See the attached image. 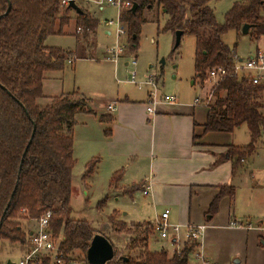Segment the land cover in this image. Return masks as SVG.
Returning <instances> with one entry per match:
<instances>
[{
    "label": "trees",
    "instance_id": "1",
    "mask_svg": "<svg viewBox=\"0 0 264 264\" xmlns=\"http://www.w3.org/2000/svg\"><path fill=\"white\" fill-rule=\"evenodd\" d=\"M63 1L0 0V241L24 246L29 231L23 229L22 222H38L49 211L53 215L51 229L59 256L64 264H70L76 252H82L86 259L96 235L89 222L68 217L76 165V118L80 114L96 116V113L90 99L83 94L44 95L47 75L63 70L68 60L79 58L74 52L50 48L45 41L51 35H61L73 13L78 44L96 38L99 21L84 9V0H74L81 13L63 6ZM210 1L134 0L138 6L136 12L124 11L120 23L127 33L126 44L133 52L138 50L142 26L146 24L144 11L163 13L167 15L165 32L181 31L196 39L195 74L199 80L205 81L212 68L227 71L214 87V101L208 106L202 128L204 134H234L246 125L250 143L231 146L224 157L232 162L236 174L240 162L254 157L257 144L264 137V105L260 102L264 82L256 85L250 78L234 74L237 55L234 48L225 44L223 36L232 30L239 32L248 24L255 40L264 37V0L235 3L223 24L218 23L208 6ZM178 48L174 44V50ZM99 120L112 124L114 119L102 115ZM105 134L109 137L112 131L107 129ZM99 163L95 158L87 164L84 178L89 177V182L96 176ZM123 175V170L114 173L110 186L116 188ZM129 189L128 193L133 195L142 185ZM234 193L232 186L220 187L207 216L213 218L219 212L221 200ZM111 218L112 223L116 222ZM119 226L123 230L125 225L119 223ZM131 227L134 233L127 248L134 251L135 258L122 256L107 264H189L190 257L200 247L186 242L172 256L165 250L152 252L149 249L155 234L152 224L131 223ZM261 241L264 247V238ZM36 264L54 263L49 256H42Z\"/></svg>",
    "mask_w": 264,
    "mask_h": 264
},
{
    "label": "rangeland",
    "instance_id": "2",
    "mask_svg": "<svg viewBox=\"0 0 264 264\" xmlns=\"http://www.w3.org/2000/svg\"><path fill=\"white\" fill-rule=\"evenodd\" d=\"M237 2L243 1L211 0L208 6L213 10L218 23L223 24L225 15ZM83 7L99 21L97 36L92 41L86 43L81 41L78 44L76 16L73 13L70 23L63 27L61 35H51L46 39V46L74 52L79 58L73 59V63L67 61L63 70L47 75L45 83L48 95L44 94L45 96L84 94L90 99L91 107L97 111L113 100L135 102L125 111L131 113V131L136 135V139L141 137L142 148L151 144L152 128L156 126V121L146 120L149 94L155 91L151 86L145 85L150 77H154L157 83L156 93L159 98L172 96L180 104L186 105L194 103L195 99L202 98L200 106L208 109L209 104L214 101L215 85L214 81L208 77L203 82L196 77V39L194 37L183 35L179 48L174 50L175 34L164 31L167 15L156 10H145L146 24L142 26L138 50L132 52L126 44L127 33L120 39L116 35L120 25V15L115 8L106 7L101 11L92 3H83ZM111 20L114 21V25L106 26V22ZM243 27L239 32L235 30L228 32L223 36V41L230 48H234L237 57L245 62L251 56L256 55L258 50L264 53V37L257 41L251 36L252 29L249 34H244ZM106 32L111 34L106 35ZM89 44L92 47H89ZM117 48L123 49V53L114 61L108 50ZM134 61L136 67H133ZM133 72H135L136 84L130 83ZM41 102L45 103V100ZM260 102L264 105V96ZM76 121L74 128L76 165L73 169V195L68 217L85 220L96 230V234L104 235L114 246V259L122 256L135 258L134 251H129L127 248L130 235L134 233L131 223L150 222L152 224L164 212L162 210L165 206L162 200L158 205L152 203L151 197L144 195L142 189L131 195L128 193L130 187H124L131 186L134 180L141 182L145 175L149 174L146 168L148 160L142 155L134 159V162L142 164L141 168L128 170L116 188L111 187L110 180L113 175H106L105 167L101 170V163L107 159L105 131L107 129L112 131L113 127L111 124H107L108 127L101 123L100 120L93 118V115L80 114ZM231 140L234 146L248 145L250 136L246 125L237 129L231 136ZM212 150L217 153L219 151L215 148ZM228 151L226 149L224 153ZM93 153H97L100 164L96 178L89 183V177L84 178V174L87 164L92 160ZM252 159L250 163L249 160L240 162L236 170L238 175L233 181L236 186L235 219L237 223L244 225L249 220L253 221V224H250L255 225L264 219V137L258 142L256 154ZM170 210L173 211L170 215V223L178 224L179 213L172 208ZM111 217L116 219V222L112 223ZM119 223L125 225L123 230ZM115 224L118 226L116 227ZM22 225L23 229L28 232L36 228L37 222L31 220L22 222ZM182 247L183 242L173 245L172 241L162 240L155 234L149 243L150 251L165 250L169 256L182 250ZM31 250L33 248L29 243L22 246L1 240L0 264H7L8 261L19 264L26 253H30ZM196 250L195 253L200 252V248ZM194 254L190 257L189 264H201ZM38 256H46V254ZM73 258L75 260L70 264H86L82 252H76ZM209 262L212 263L211 260Z\"/></svg>",
    "mask_w": 264,
    "mask_h": 264
},
{
    "label": "crops",
    "instance_id": "3",
    "mask_svg": "<svg viewBox=\"0 0 264 264\" xmlns=\"http://www.w3.org/2000/svg\"><path fill=\"white\" fill-rule=\"evenodd\" d=\"M110 34L106 32V35ZM46 88L44 82L43 93L48 95ZM121 101L123 103L113 100L99 111L91 107L96 113V116L93 115L96 120L102 115L114 119L111 136L105 135L107 159L101 163V170L105 167L106 175L123 170L125 175L128 170L141 168L142 164L134 162V159L144 156L148 160L146 168L149 174L140 184L134 180L131 186L125 188L142 185L144 191L148 185L149 194L146 196H150L152 203L157 205L164 201L162 211L169 210L172 215V208L178 212L179 225L206 224L207 231L200 245V253L212 264H264L263 237L259 231L231 226V223H237L234 212L236 186L233 181L238 172L233 173L232 162L224 158L227 154L224 150L228 151L234 146L231 140L233 134H204L202 126L206 122L208 109L194 106V103L180 104L177 100L176 104L158 105L153 114L147 112L146 120L156 121V126L152 128L151 144L142 148L141 137L136 139L131 131V113L125 111L135 102ZM109 106H113V110L110 111ZM148 107H151V99ZM212 148L219 149L218 153L213 152ZM95 158H98L97 153L92 154L91 159ZM225 186L234 188V196L223 198L219 212L210 218L207 216L210 205L218 195L219 188ZM250 223L253 224V221L247 222Z\"/></svg>",
    "mask_w": 264,
    "mask_h": 264
},
{
    "label": "built area",
    "instance_id": "4",
    "mask_svg": "<svg viewBox=\"0 0 264 264\" xmlns=\"http://www.w3.org/2000/svg\"><path fill=\"white\" fill-rule=\"evenodd\" d=\"M86 3L94 4L99 9L104 10L106 7L115 8L119 15L121 16L124 11L132 9L134 6V0H84ZM70 0H64L62 2L63 6H69ZM114 21L106 22V26L112 27ZM80 32V29H79ZM117 37L120 39L122 36L126 35V30L122 27L121 23L117 28ZM113 56L114 61H116L123 53V49L117 48L108 50ZM71 62V59L69 60ZM133 67H136V62H133ZM234 74L239 77H248L253 82V84H261L264 82V53L259 51L256 55L251 56L247 61L236 59L234 66ZM227 75V71L222 68H212L208 71V79L214 81L216 85L220 80H222ZM131 84H136L135 82V72L132 73ZM146 86H151L155 91L150 92L149 98L151 99V107H149L148 112L153 114L155 108L163 103L176 104L177 99L172 96H165L163 99L159 98L157 91V83L154 81V77H150V80L145 83ZM202 98L195 99L194 106H200ZM109 110H113V106H109ZM144 195L149 194V186H146V190L143 191ZM53 218L52 212H46L40 220L37 222L35 229L28 232L27 243L31 245L33 250L21 259L19 264H36L39 254H46L51 259V263L54 264H64L58 253L57 241L53 236L51 229V220ZM155 235H158L162 240L175 239L173 245L176 243H196L200 244L207 231V225H179L170 223V211L165 210L154 222H152ZM232 227H240L246 229H257L259 233L264 238V219L258 221L255 225L252 224H239L231 223ZM200 248V247H198ZM197 259L200 260L201 264H212L209 262L200 252L195 253Z\"/></svg>",
    "mask_w": 264,
    "mask_h": 264
},
{
    "label": "water",
    "instance_id": "5",
    "mask_svg": "<svg viewBox=\"0 0 264 264\" xmlns=\"http://www.w3.org/2000/svg\"><path fill=\"white\" fill-rule=\"evenodd\" d=\"M10 7V5H9ZM70 8L74 9L78 13H81V9L76 5L74 0L70 1ZM138 6L134 4L132 12H136ZM251 26L246 24L243 27V33L249 34ZM183 37V32L178 31L175 33V47H179ZM164 63V61H162ZM176 240L173 239L172 242ZM88 264H107L114 259V247L112 243L102 234H96L90 244V247L86 254ZM127 261V259H125ZM7 264H15L8 261Z\"/></svg>",
    "mask_w": 264,
    "mask_h": 264
},
{
    "label": "flooded vegetation",
    "instance_id": "6",
    "mask_svg": "<svg viewBox=\"0 0 264 264\" xmlns=\"http://www.w3.org/2000/svg\"><path fill=\"white\" fill-rule=\"evenodd\" d=\"M71 1V0H70ZM241 1H246V0H241ZM86 3V2H85ZM87 4V3H86ZM69 7H70V3H69ZM238 58V57H237ZM238 59H240V58H238ZM69 61V60H68ZM70 63H73L72 62V59H71V62Z\"/></svg>",
    "mask_w": 264,
    "mask_h": 264
}]
</instances>
